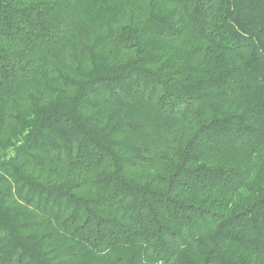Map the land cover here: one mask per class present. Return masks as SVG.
Segmentation results:
<instances>
[{"label": "trees", "instance_id": "16d2710c", "mask_svg": "<svg viewBox=\"0 0 264 264\" xmlns=\"http://www.w3.org/2000/svg\"><path fill=\"white\" fill-rule=\"evenodd\" d=\"M0 264H264V0H0Z\"/></svg>", "mask_w": 264, "mask_h": 264}]
</instances>
